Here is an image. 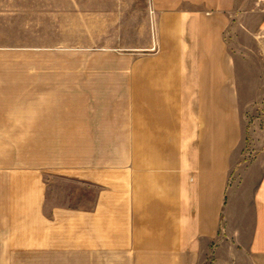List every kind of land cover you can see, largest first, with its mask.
Segmentation results:
<instances>
[{
	"label": "crops",
	"instance_id": "1",
	"mask_svg": "<svg viewBox=\"0 0 264 264\" xmlns=\"http://www.w3.org/2000/svg\"><path fill=\"white\" fill-rule=\"evenodd\" d=\"M247 2L0 0V102L31 78L66 110L80 53L95 57L82 84H121L151 106L81 112L75 160L72 112H0V264H264V158L255 180H233L226 36Z\"/></svg>",
	"mask_w": 264,
	"mask_h": 264
},
{
	"label": "rangeland",
	"instance_id": "2",
	"mask_svg": "<svg viewBox=\"0 0 264 264\" xmlns=\"http://www.w3.org/2000/svg\"><path fill=\"white\" fill-rule=\"evenodd\" d=\"M242 9L244 13L240 12V7L232 13L233 21L226 36L236 63L235 112L241 115V143L234 157L237 164L233 180L251 181L259 174L257 168L262 167L260 159L264 158V34L254 36L252 31L262 19L259 11L262 5H257L256 0H248ZM92 59H95L93 55L87 58L86 54L83 57L80 53L72 54L71 93L66 110L58 107L56 102L44 101L47 95L44 89L47 88L41 84L33 85V79L29 78L17 94H3L10 100L0 102V112H72V159L75 160L79 151L81 112H147L151 107L150 102L128 100L134 94H128L124 85L82 84L81 61ZM88 80H91L90 77ZM92 80L95 81V78ZM172 104L175 105V102ZM183 111L199 112L198 102H184ZM217 112H224V108L218 105ZM56 186L66 192L76 189L63 180H57ZM74 192L78 197L79 192Z\"/></svg>",
	"mask_w": 264,
	"mask_h": 264
}]
</instances>
